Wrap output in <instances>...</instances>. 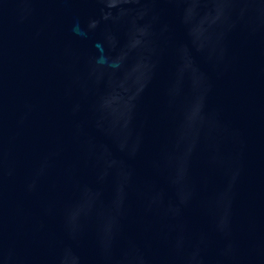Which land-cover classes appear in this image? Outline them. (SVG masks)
<instances>
[{
	"label": "water",
	"instance_id": "water-1",
	"mask_svg": "<svg viewBox=\"0 0 264 264\" xmlns=\"http://www.w3.org/2000/svg\"><path fill=\"white\" fill-rule=\"evenodd\" d=\"M0 264H264V0H0Z\"/></svg>",
	"mask_w": 264,
	"mask_h": 264
}]
</instances>
